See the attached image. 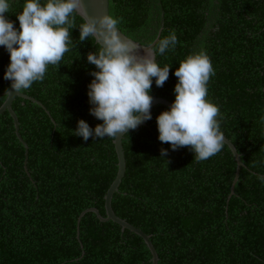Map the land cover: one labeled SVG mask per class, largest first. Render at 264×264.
Instances as JSON below:
<instances>
[{
    "label": "trees",
    "instance_id": "trees-1",
    "mask_svg": "<svg viewBox=\"0 0 264 264\" xmlns=\"http://www.w3.org/2000/svg\"><path fill=\"white\" fill-rule=\"evenodd\" d=\"M45 0H41L43 4ZM6 13L19 29L25 0H9ZM118 29L150 46L175 32L174 50L156 54L170 66L163 87L150 95L175 100L174 75L182 60L203 51L215 75L206 99L220 110L221 151L196 161L190 148L171 149L158 139L157 105L145 126L124 135L123 180L112 199L117 217L142 230L158 264H264V0H109ZM61 65H49L42 82L16 97L0 115V264H153L139 235L105 218V196L118 173L113 138L74 135L79 120L91 128L88 85L97 71L87 54L92 37L79 41L78 26ZM9 53L0 46V107L11 81ZM161 149L168 155L161 157ZM85 212L84 215H82Z\"/></svg>",
    "mask_w": 264,
    "mask_h": 264
},
{
    "label": "clouds",
    "instance_id": "clouds-1",
    "mask_svg": "<svg viewBox=\"0 0 264 264\" xmlns=\"http://www.w3.org/2000/svg\"><path fill=\"white\" fill-rule=\"evenodd\" d=\"M10 10L9 0H0V46L9 53L10 63L4 79L11 81L12 93L21 94L34 82H42L48 66L61 65L73 40L71 31L77 28L75 16L84 13L83 0H25L22 12L16 17L19 29L5 19ZM121 18L111 15L86 17L79 28V41L90 37L100 45L99 51L87 54L88 63L97 71L88 85L90 114L102 121L91 128L79 120L74 135L87 141L90 137L116 139L152 119V96L149 94L155 78L157 87H163L169 78L170 66L160 67L156 54L174 50L178 43L172 31L164 38L142 48L120 35ZM175 100L167 111L157 116L158 139L168 143L173 151L190 148L196 161H204L218 154L224 136L220 130V110L206 99L207 85L215 75L209 57L203 52L186 57L175 70ZM168 155L161 149V157ZM264 182V176H258Z\"/></svg>",
    "mask_w": 264,
    "mask_h": 264
},
{
    "label": "water",
    "instance_id": "water-1",
    "mask_svg": "<svg viewBox=\"0 0 264 264\" xmlns=\"http://www.w3.org/2000/svg\"><path fill=\"white\" fill-rule=\"evenodd\" d=\"M83 2H84V13L78 14L83 20L89 16L90 17H95V16L98 17L101 15H110L109 0H83ZM4 15H5V19L13 22V20L6 13ZM14 27L16 28L15 23H14ZM119 32H120V35L122 37H124L125 39L130 40V41H132V42H134V43H136L142 47L140 49V54H144L143 48L149 47V46H144L141 43L136 42V41L128 38L120 30H119ZM155 58H156V56H155ZM16 97L29 99V100H32L33 102H36L34 99H32V98H30V97H28L22 93L21 94L12 93V95H10V96L7 95L6 101L0 107V115L2 113H4L6 110L10 113L11 117L14 120L17 136H18L19 140L21 142H23V144L25 145V148L27 150V146L19 134V123H18L17 116L12 109V105H13V102H14ZM152 98L153 99H152V105H151V113H152L153 108L157 105H163V106L167 107L168 109H170V107L172 105V102H170L166 99H162V98L154 97V96H152ZM36 103H38V102H36ZM146 123H147V121L141 123L138 126V128L141 126H145ZM129 131H131V130H129ZM123 137H124L123 134H119L117 136V138L114 140L115 149H116V153L118 156V167H119V169H118V173H117V176H116L114 182L110 186V188H109V190L105 196L106 217L103 218L100 215V213L95 209H91V211L95 212L101 221H110L111 220V221L119 224L123 229H128L131 232H133V233L139 235L141 238H143V240L145 241V243L147 244L148 248L150 249V251L152 253L153 264H158V260H159L158 255H157V252L154 248V245L152 244V242L150 240V236L146 235L142 230L130 225L126 221L117 217L116 214L114 213L113 209H112L113 196L118 191V188H119V186L123 180V177H124L125 171H126V159H125V154H124V150H123V146H122ZM223 142L230 148V150L232 151V153L236 159V162H237L238 168H237V174H236V179H235V183H236L238 180V177H239L240 168L243 166V163L241 161V157H240L239 153L237 152V150H236L235 146L232 144V142L230 140H228L225 136H224ZM84 214H85V212L82 215H84Z\"/></svg>",
    "mask_w": 264,
    "mask_h": 264
}]
</instances>
